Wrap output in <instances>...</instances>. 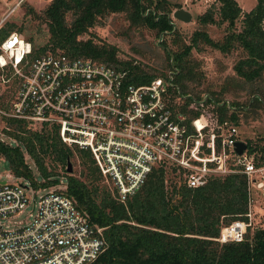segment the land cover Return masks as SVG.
<instances>
[{
  "label": "trees",
  "instance_id": "1",
  "mask_svg": "<svg viewBox=\"0 0 264 264\" xmlns=\"http://www.w3.org/2000/svg\"><path fill=\"white\" fill-rule=\"evenodd\" d=\"M213 2L217 6L208 7L196 20L201 25H224L221 40H212L205 28H200L192 31L188 41H184L170 19L172 9L177 6L169 7L166 0H48L41 12L28 9V13L44 22L46 41L37 46L30 37L25 40L31 46L30 58L58 50L126 70L127 80L134 84L164 77L166 72L155 73L151 67L133 59L118 58L114 44L94 40V35L81 38L105 15L123 13L127 28H144L151 31L153 37H162L159 42L165 68L176 72L172 88L168 90L169 106L179 108L190 118L200 112L198 106L188 108L190 97L199 99L202 93H208L215 100L229 99L222 93L195 92L193 84L202 74L191 50L197 49L200 43L222 53L240 48L244 55L232 65L235 76L231 81L240 89L247 85V94L242 99H229L230 108L206 105L218 120L226 119L236 126L240 110L248 112L264 101V0H255L245 12L236 0ZM6 25L0 28V41L12 31L13 25ZM223 91L222 87L219 92ZM6 123L9 128L4 131L18 144L10 145L0 140V156L8 162L13 177L26 179L33 187L58 183V174L47 169L45 159L66 170V160L74 156L75 151L81 165V178L65 174L63 193L91 226L100 228L104 241L100 253L88 264H264V226L246 231L240 242L218 243L215 240L220 227L242 218L246 210L243 174L212 175L202 186L189 188L182 181L181 170L158 165L132 195L120 201L113 185L105 183L107 179L100 174L89 152L66 146L54 127L41 126L33 130L25 121L11 117H6ZM244 143L248 153L263 161L264 144H252L248 139ZM23 151L33 162L41 182L35 181ZM166 168L175 172L178 179L172 178L167 183L164 179Z\"/></svg>",
  "mask_w": 264,
  "mask_h": 264
},
{
  "label": "built area",
  "instance_id": "2",
  "mask_svg": "<svg viewBox=\"0 0 264 264\" xmlns=\"http://www.w3.org/2000/svg\"><path fill=\"white\" fill-rule=\"evenodd\" d=\"M7 16L0 19V27ZM30 50V43L14 31L0 41V68H10L14 77L9 108L0 109L6 117L23 120L33 130L54 127L66 146L88 151L120 201L158 165L181 170L189 188L202 186L212 175L241 173L246 210L242 218L220 227L215 240L240 242L249 227H260L255 225V209L264 216L259 204L264 200V157L258 161L246 147L236 154L234 143L244 142L237 127L218 120L206 106L230 108L229 99L215 100L208 93L190 97L188 108L200 107L190 118L169 106L173 69L164 77L134 84L127 80L126 70L112 65L58 50L30 58ZM22 180H0V221L31 208L26 222H0V264L94 260L104 245L100 228L91 226L63 193L66 182L33 187Z\"/></svg>",
  "mask_w": 264,
  "mask_h": 264
},
{
  "label": "rangeland",
  "instance_id": "3",
  "mask_svg": "<svg viewBox=\"0 0 264 264\" xmlns=\"http://www.w3.org/2000/svg\"><path fill=\"white\" fill-rule=\"evenodd\" d=\"M169 7H174L172 12L177 8H183L187 10L191 18L188 22H182L174 19L170 14L173 27L183 37L184 41H188V38L192 31L200 28H205L208 36L212 40H221L224 30L223 26H216L213 24L201 25L197 22V16L202 14L208 7L217 6L213 0H166ZM237 4L241 8L242 12L249 10L255 0H236ZM48 0H0V19L8 14L6 20L0 28L7 26L6 24H12V31L19 34L22 38L27 39L30 37L33 44L40 46L47 38L46 26L40 17H35L28 13V9L32 8L36 12L41 10L47 5ZM240 18V17H239ZM236 22V27L239 26V19ZM69 16L66 17V20ZM127 20L123 13H109L105 17L99 19L96 25L91 27L89 31L82 35L81 38L94 35L95 39L103 41L105 43L114 44L118 51L117 56L122 60L133 59L137 62L145 64L151 67L153 72H167L168 68H165V60L163 54L160 51L162 37H153V33L144 28H127ZM264 27V20L262 22ZM244 53L240 48H232L226 53H222L204 43H200L197 49L191 50V56L199 63L198 70L201 72V79L198 82H194L195 92L204 90L212 91L214 93H222L229 99H242L247 94L249 87L244 85L242 89L240 86H235L231 79L234 75L232 65L234 62L243 56ZM7 68H0V109L6 110L4 107L10 105V99L14 90V84L11 80L14 78ZM2 74V75H1ZM9 75L5 81L2 78H6L5 75ZM225 88V91L219 92L221 88ZM242 97V98H241ZM262 101V100H261ZM238 112V111H237ZM239 122L236 125L239 133V137L244 141L248 139L252 144H264V101L263 104L257 108H251L248 112L240 110L238 112ZM9 125L6 123V116L0 111V140L10 145H17L18 141L11 138L4 129H8ZM38 128H36L37 130ZM73 148V147H71ZM74 156L69 158L70 167L72 169L71 175L79 176L81 165L73 151ZM23 157L27 165L32 171L33 177L36 182H41V178L38 177L37 171L31 159L23 151ZM264 157V155H263ZM47 169L57 173L58 183L65 182V174H67L65 167H60L59 164L45 159ZM164 179L168 183L172 178H177L175 172H171L169 168L165 169ZM107 179V178H106ZM178 179V178H177ZM0 180L18 181L21 183L22 178L13 177L10 174V167L4 157L0 156ZM104 181V180H103ZM105 182L111 187L110 181L107 179ZM57 183V184H58ZM259 201V200H258ZM261 203V204H260ZM260 207H264V200H260ZM256 213V226H264V216L258 208L255 209ZM31 212L30 207H26L21 213L12 217L2 218L3 224L14 226L18 221H28V213ZM0 221V222H1ZM253 230V227L247 229L248 232Z\"/></svg>",
  "mask_w": 264,
  "mask_h": 264
},
{
  "label": "water",
  "instance_id": "4",
  "mask_svg": "<svg viewBox=\"0 0 264 264\" xmlns=\"http://www.w3.org/2000/svg\"><path fill=\"white\" fill-rule=\"evenodd\" d=\"M171 16L174 19L182 21V22H188L190 20V18H191L190 13L187 10L183 9V8L175 9L172 12ZM245 147H246L245 143L242 142V141H237V142L234 143V151L238 155L245 149ZM66 172L68 174H71V172H72V169L70 167V162H69L68 159L66 160Z\"/></svg>",
  "mask_w": 264,
  "mask_h": 264
},
{
  "label": "crops",
  "instance_id": "5",
  "mask_svg": "<svg viewBox=\"0 0 264 264\" xmlns=\"http://www.w3.org/2000/svg\"><path fill=\"white\" fill-rule=\"evenodd\" d=\"M254 3H255V2H254ZM254 3H253V5H254ZM253 5H252V6H253ZM245 11H247V10H245Z\"/></svg>",
  "mask_w": 264,
  "mask_h": 264
}]
</instances>
